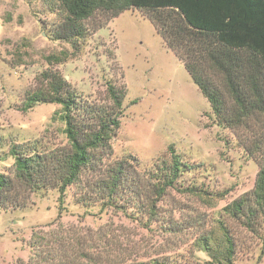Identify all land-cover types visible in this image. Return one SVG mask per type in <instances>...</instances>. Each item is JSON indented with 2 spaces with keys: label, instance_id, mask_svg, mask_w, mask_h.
<instances>
[{
  "label": "rangeland",
  "instance_id": "obj_1",
  "mask_svg": "<svg viewBox=\"0 0 264 264\" xmlns=\"http://www.w3.org/2000/svg\"><path fill=\"white\" fill-rule=\"evenodd\" d=\"M65 16L59 0H0V170L14 177V143L68 146L60 103L25 110L29 94L49 90V74L68 83L79 115L112 110L111 85L125 91L105 161L128 160L129 167L116 199L89 186L96 174L87 171L68 187L62 210L52 187L20 191L24 207L0 204V264H26L34 232L45 245L75 238L85 264H264V219L249 214L264 164V111L248 109L235 122L243 113L221 88L218 115L149 10L133 7L109 19L98 12L84 22V36L56 39ZM204 72L219 86L222 75ZM174 154L183 170L157 199L153 184ZM243 197L249 200L236 210Z\"/></svg>",
  "mask_w": 264,
  "mask_h": 264
},
{
  "label": "trees",
  "instance_id": "obj_2",
  "mask_svg": "<svg viewBox=\"0 0 264 264\" xmlns=\"http://www.w3.org/2000/svg\"><path fill=\"white\" fill-rule=\"evenodd\" d=\"M59 1L66 16L55 31L56 39L72 40L84 36V22L98 12L105 13L109 19L133 7L149 10L159 33L184 63L218 115L223 113L221 88L228 89L243 113L235 122L240 121L248 109L264 111V0ZM207 70L216 76L222 75L220 87L205 74ZM49 76L52 78L49 90L40 89L29 94L25 110L37 102L60 103L62 110L59 113L65 123L68 146L45 151L37 143L27 148L12 144L9 154L14 158V177L0 170V204L24 207L27 196L20 191L52 187L60 192L62 210L68 187L83 181L87 171L96 174L93 183L88 182L89 186L101 189L109 199H116L126 178L128 160L107 162L105 157L112 153L111 140L121 125L119 118L124 109L125 91L111 85L112 110L96 107L92 113L89 110V114L79 115L76 112L77 97L65 79ZM49 76L46 75V79ZM183 167L180 157L174 154L170 168L153 184L157 199L169 187L175 186ZM250 199L254 206L249 214L256 216L258 213L264 219V164L258 172ZM248 200L243 197L233 206L241 210ZM155 207L152 204V213ZM74 239L72 244L71 240L61 237L62 241L47 243L49 246L43 243L46 237L34 232L29 242L32 255L26 264H85L81 249L77 246L76 250ZM227 244L232 253L230 237ZM230 258L224 256V260Z\"/></svg>",
  "mask_w": 264,
  "mask_h": 264
}]
</instances>
